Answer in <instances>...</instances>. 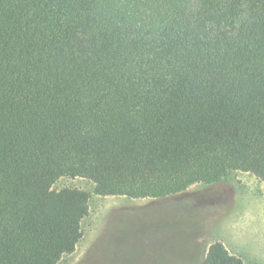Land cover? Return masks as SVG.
<instances>
[{
	"label": "trees",
	"instance_id": "obj_1",
	"mask_svg": "<svg viewBox=\"0 0 264 264\" xmlns=\"http://www.w3.org/2000/svg\"><path fill=\"white\" fill-rule=\"evenodd\" d=\"M231 171L264 183V0H0V264L75 250L61 177L163 199Z\"/></svg>",
	"mask_w": 264,
	"mask_h": 264
},
{
	"label": "rangeland",
	"instance_id": "obj_2",
	"mask_svg": "<svg viewBox=\"0 0 264 264\" xmlns=\"http://www.w3.org/2000/svg\"><path fill=\"white\" fill-rule=\"evenodd\" d=\"M93 187L80 177H61L52 185L57 191L78 188L89 194L82 237L57 264H186L195 255L193 236L200 228L215 239L233 242L236 249L243 243L240 239L247 241L248 251L231 247V254L245 264H264V183L249 173L231 171L216 184H194L163 200L98 196ZM195 222L205 224L196 231ZM226 222L251 223L246 236L238 239L234 223ZM182 227L192 231L171 238L169 232ZM174 240L177 245L171 244Z\"/></svg>",
	"mask_w": 264,
	"mask_h": 264
},
{
	"label": "crops",
	"instance_id": "obj_3",
	"mask_svg": "<svg viewBox=\"0 0 264 264\" xmlns=\"http://www.w3.org/2000/svg\"><path fill=\"white\" fill-rule=\"evenodd\" d=\"M243 174H247V173H243ZM163 199H161V200H163ZM160 205H162V204L161 203L156 204V206H160ZM197 218L198 219L196 221L201 220V219H199L201 217H197ZM226 223H231V224L234 223L233 226L235 228V234L233 236L236 235L238 237V239H240L241 237L246 236L245 231L247 229V226H249L251 222H242V223H240V222H226ZM203 224H205V222H195L192 225L196 227V231H197L198 230L197 226L202 227ZM200 229H201V231L196 232L195 236H193V241H194V245H195V255L193 257V260L186 262V264H202L204 259H205V256H206L208 246L215 241H219V242L223 243V245L226 247V249L228 251L230 250L229 248H231V247H233V250L248 251V245H247L248 242L247 241L240 239V241H242L243 243H241L239 248L236 249V247L234 245H232L233 242L228 243V242L223 241L222 239H219V238L215 239V237H213L212 235H208V232H206L205 230H202V228H200ZM190 231H192V230L191 229L189 230L188 227H182L181 229L178 228L172 232H169V234L171 235V238H172V236H178V234L184 235L186 233H189ZM236 231H237V234H236ZM137 232L139 233L138 238H140L142 236V234L140 233L141 232L140 229L137 230ZM234 242H235V240H234ZM171 244L177 245V240L171 241ZM229 253H232V252L229 251ZM239 257H241V256H239Z\"/></svg>",
	"mask_w": 264,
	"mask_h": 264
}]
</instances>
